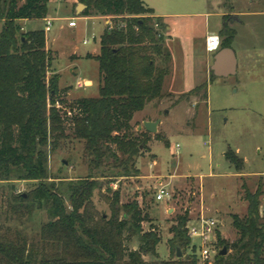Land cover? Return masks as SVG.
Instances as JSON below:
<instances>
[{
    "label": "trees",
    "instance_id": "1",
    "mask_svg": "<svg viewBox=\"0 0 264 264\" xmlns=\"http://www.w3.org/2000/svg\"><path fill=\"white\" fill-rule=\"evenodd\" d=\"M50 1L0 0V182L12 175L37 181L32 192L11 199V208L19 218L44 211L48 219L31 241L20 234L1 235L0 264H197L194 247L190 248L193 256L157 261L160 237L153 227L144 231L148 217L138 202L121 204L119 192L108 186L107 195H101L100 179L137 176L136 161L149 135L134 134L131 122L148 104L164 98L170 63L161 35L165 26L143 0H80L85 7L82 17L110 18L111 22L100 36L98 55L86 56L98 64L97 97L66 103L68 89L60 90L59 76L49 75L52 57L44 31L24 33L19 24L44 20ZM221 34L219 49L231 48L235 31L223 24ZM155 57L166 67L159 69ZM200 92L206 100L205 84L189 94ZM68 137L83 143L95 176L57 186L45 184L47 149L55 150ZM224 159L236 171L242 170L243 161L232 152L227 151ZM95 192L109 216L96 211ZM260 196L259 191L245 192V216H232L237 240L228 244L217 236L231 253H218L215 264H264ZM189 221L187 214L174 220L169 229L170 251L190 246ZM135 238L138 247L128 252L125 243ZM146 256L155 260L146 262Z\"/></svg>",
    "mask_w": 264,
    "mask_h": 264
},
{
    "label": "rangeland",
    "instance_id": "2",
    "mask_svg": "<svg viewBox=\"0 0 264 264\" xmlns=\"http://www.w3.org/2000/svg\"><path fill=\"white\" fill-rule=\"evenodd\" d=\"M143 3L165 26L161 35L170 63L162 88L164 98L135 114L131 126L136 134L145 132L137 131L145 120L161 123L155 134L148 133L149 142L136 161L137 176L100 179L101 195H107L108 186L119 192L121 204L137 201L148 217L144 231L153 227L160 237L157 261L172 262L193 256L191 245L197 251L200 245L193 239L187 249L169 250V229L178 216L187 214L190 219L187 225L191 228L200 219L219 221L216 238L219 236L220 241L228 244L237 240L232 216L242 218L246 214V191L261 193L259 213L264 217V179L256 177L264 174V0H143ZM76 5L81 6L79 12L85 10L80 0H51L48 6L49 17L56 18L46 33L52 57L50 68L59 76V89L72 91L64 99L66 103L77 100L78 96L97 97L98 64L86 55L98 54L100 36L111 22L110 18H76V27L70 29L67 20L58 19L71 16L66 12ZM235 13L242 17L234 16ZM223 24L235 31L231 48L237 56L238 69L234 76L216 78L209 70L214 54L206 52L205 36L216 34L222 41ZM44 25L42 21H34L28 29L44 31ZM74 54L78 56L76 59L72 57ZM155 61L159 69L166 67L161 59L155 57ZM78 81H91L92 86L79 90ZM202 84L207 86L206 100L201 97L202 92L189 94ZM157 136L161 141L156 140ZM227 151L244 160L241 172L248 178L236 177L235 169L221 155ZM212 173L217 177L211 178ZM90 174L95 176L89 168L83 143L68 137L55 150L47 149L45 184L57 186ZM38 184L20 180L17 175L0 182V237L20 234L28 241L37 238L40 227L48 220L46 213L34 211L30 218H19L11 208V199L18 194H29ZM161 186L171 198L156 202L155 195ZM99 195L95 192L93 205L99 214L109 216ZM214 205L221 209L217 215L210 214L209 206ZM166 207L170 209L168 214ZM125 247L128 252L136 250L137 239L126 242ZM213 248L216 255L224 249L227 255L231 253L217 239ZM197 251L194 258L197 264H202L198 262ZM143 259L155 260L150 256ZM203 264H215V260Z\"/></svg>",
    "mask_w": 264,
    "mask_h": 264
},
{
    "label": "built area",
    "instance_id": "3",
    "mask_svg": "<svg viewBox=\"0 0 264 264\" xmlns=\"http://www.w3.org/2000/svg\"><path fill=\"white\" fill-rule=\"evenodd\" d=\"M76 20L71 19L68 22V28L74 29L76 27ZM52 20L46 19L44 25V33H48L50 31ZM86 44V42H84ZM220 48V39L217 35H209L205 38V50L209 54H215ZM87 84L85 82L78 81L76 83L77 89L87 88ZM171 198L170 193L165 190L164 187H160L155 195L156 202H162L163 200H169ZM188 229V237L190 240L197 239L200 242L198 251L195 246V252H198V262L205 263L208 261H212L216 252L213 248V244L216 241V232H217V222L215 219L207 218L200 219L197 221V226L195 228H191V226L187 225Z\"/></svg>",
    "mask_w": 264,
    "mask_h": 264
},
{
    "label": "crops",
    "instance_id": "4",
    "mask_svg": "<svg viewBox=\"0 0 264 264\" xmlns=\"http://www.w3.org/2000/svg\"><path fill=\"white\" fill-rule=\"evenodd\" d=\"M50 5V2H49V4H48V6ZM48 6H47V16H46V18L44 19V20H39V21H42V22H44L45 23V20L46 19H49V20H52V22H53V20H55L56 18H50L49 17V12H48ZM78 8H79V5H76V7L73 9V8H71V7H69V9L67 10L68 12H66V13H70L71 14V16H69V17H67V18H63V19H58V20H67L68 22L71 20V19H76V18H83V19H87V18H89V17H82L81 16V12H79L78 11ZM237 15H239V16H241L242 17V14H240V13H235V15L234 16H237ZM154 17H157L155 14H154ZM97 18H101V17H97ZM157 18H159V17H157ZM101 19H103V18H101ZM32 23H34V21H28V20H24V21H21V22H19V24H20V26L22 27V30H23V32H32V31H41L40 29H33V30H30V29H28V25L29 24H32ZM106 23H104V25H105ZM70 29H72V28H70ZM166 30H168L169 31V27H167L166 28ZM209 35H216V34H207L205 37H207V36H209ZM218 36V35H217ZM45 39H46V34H45ZM232 49V48H231ZM46 50L48 51V50H50L49 49V47H48V43H47V39H46ZM232 51H233V49H232ZM234 52V51H233ZM99 53V52H98ZM234 54H235V52H234ZM89 56H91V57H95V56H97L98 54H88ZM88 55H86V56H88ZM73 58H77L78 56H77V54H74L73 56H72ZM235 57H236V60H237V56H236V54H235ZM213 62V61H212ZM204 63H206V58H205V55H204ZM211 65H212V63H211ZM211 67V66H210ZM237 69H238V60H237V68H236V73H237ZM209 70H210V68H209ZM52 74H55V72L53 71V68H50L49 69V75H52ZM85 83L87 84V86L88 87H91L92 86V82L91 81H85ZM67 95L68 96H70V95H72V91L70 90V91H68L67 92ZM77 96V95H76ZM78 99H81L79 96L77 97ZM145 121H151V122H154V119H148V120H145ZM156 121V120H155ZM144 122V121H143ZM161 123V122H160ZM159 123V124H160ZM226 152H222V157L224 158V154H225ZM235 154H237V152H235ZM225 160V159H224ZM242 161H243V168H244V160L243 159H241ZM228 163V162H227ZM228 165L230 166V167H232L229 163H228ZM236 171V170H235ZM242 171V170H241ZM238 172V171H236V173H235V175H236V177H246V178H248L247 176H244L243 175V173L242 172ZM210 177L211 178H215V177H217V176H215V174H210ZM256 177H258V178H263L264 179V174H259V175H257ZM255 177V178H256ZM142 178V177H141ZM147 178H149V177H147ZM254 178V177H253ZM185 179H196L195 177H185ZM185 179H184V181H185ZM197 180V179H196ZM157 183H158V181H157ZM184 183V182H183ZM209 208L211 209L210 210V214H213V215H217L218 213H219V210H221V209H219L220 207H216L215 205L214 206H209ZM165 212H166V214H168L169 212H170V209L168 208V207H166V209H165ZM246 213V212H245ZM216 222H217V232L219 231V221H217L216 220Z\"/></svg>",
    "mask_w": 264,
    "mask_h": 264
},
{
    "label": "water",
    "instance_id": "5",
    "mask_svg": "<svg viewBox=\"0 0 264 264\" xmlns=\"http://www.w3.org/2000/svg\"><path fill=\"white\" fill-rule=\"evenodd\" d=\"M212 61V65L210 67V73L212 76L216 78H227L236 74L237 60L231 48L219 49L213 55ZM159 123L160 121H144L141 126H138L137 131L144 130L146 133L155 134ZM67 211L69 210L67 209ZM219 255H226V250H222ZM177 257H179L178 250Z\"/></svg>",
    "mask_w": 264,
    "mask_h": 264
}]
</instances>
